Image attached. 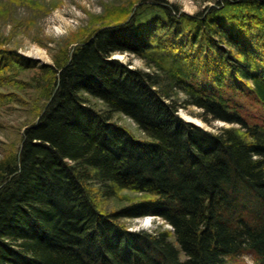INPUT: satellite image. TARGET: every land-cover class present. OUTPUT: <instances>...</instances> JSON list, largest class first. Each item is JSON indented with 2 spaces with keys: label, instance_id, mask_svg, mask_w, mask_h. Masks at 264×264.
<instances>
[{
  "label": "trees",
  "instance_id": "obj_1",
  "mask_svg": "<svg viewBox=\"0 0 264 264\" xmlns=\"http://www.w3.org/2000/svg\"><path fill=\"white\" fill-rule=\"evenodd\" d=\"M138 1L106 7L54 64L0 47V88L48 75L27 82L44 101L0 160V264H264V117L239 98L264 107V0ZM190 106L230 125L188 121ZM150 215L171 228L130 229Z\"/></svg>",
  "mask_w": 264,
  "mask_h": 264
},
{
  "label": "rangeland",
  "instance_id": "obj_2",
  "mask_svg": "<svg viewBox=\"0 0 264 264\" xmlns=\"http://www.w3.org/2000/svg\"><path fill=\"white\" fill-rule=\"evenodd\" d=\"M130 1L139 2L138 0H0V47L17 50L23 55L36 59L41 65L54 64L57 56L65 52L71 53L73 48L89 35L91 29L105 22L100 15L105 13L106 7L111 8V11L114 7ZM169 1L177 3L182 10L195 14L215 4L217 0ZM113 58L130 67L146 68L143 60L129 53H117ZM42 70L43 67L37 66L16 71L17 74L13 73L15 74L13 79L18 82L17 85H4L0 88V160L18 149L25 125L37 118V105L42 104L44 99L39 89L31 88L32 85L26 84L39 83V77L40 80L48 77ZM239 98L243 103L254 104L253 108H249L252 114H261L264 117V107L261 104H256L243 95ZM95 104L105 107L100 101ZM200 111L201 109L196 106H190L181 107L179 113L184 119L211 131L222 125H230L222 120H215L209 124L199 117ZM186 115L198 119L199 123L187 119ZM115 119L140 132L137 126L135 128L133 120L126 115L116 113ZM122 194L130 198L142 196L129 190H124ZM113 205H116L113 201L108 203L109 208ZM127 223L133 230L153 228L156 224L171 228V225L159 216L140 217L128 220ZM231 264H255V262L250 253H245Z\"/></svg>",
  "mask_w": 264,
  "mask_h": 264
},
{
  "label": "bare ground",
  "instance_id": "obj_3",
  "mask_svg": "<svg viewBox=\"0 0 264 264\" xmlns=\"http://www.w3.org/2000/svg\"><path fill=\"white\" fill-rule=\"evenodd\" d=\"M186 118L189 119V120H194V121L196 120V122L199 123V120L198 119H194L191 116L186 115Z\"/></svg>",
  "mask_w": 264,
  "mask_h": 264
}]
</instances>
